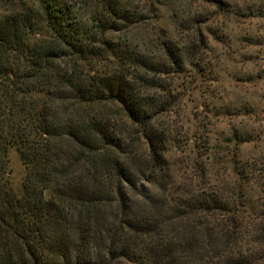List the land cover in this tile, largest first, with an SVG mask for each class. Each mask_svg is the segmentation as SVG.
<instances>
[{
    "label": "trees",
    "instance_id": "1",
    "mask_svg": "<svg viewBox=\"0 0 264 264\" xmlns=\"http://www.w3.org/2000/svg\"><path fill=\"white\" fill-rule=\"evenodd\" d=\"M0 7V264H260L248 245L264 247V225L253 241L245 229L253 176L177 168L184 142L166 118L185 62L169 40L159 54L128 42L143 12L119 0L88 18L68 0Z\"/></svg>",
    "mask_w": 264,
    "mask_h": 264
},
{
    "label": "rangeland",
    "instance_id": "2",
    "mask_svg": "<svg viewBox=\"0 0 264 264\" xmlns=\"http://www.w3.org/2000/svg\"><path fill=\"white\" fill-rule=\"evenodd\" d=\"M68 1L87 18L101 2ZM119 1L146 19L130 27L131 45L159 54L169 40L183 56L185 71L175 78L181 104L166 118L184 142L175 157L180 174L198 163H214L229 179H239L241 168L253 176L243 184L249 212L245 229L253 241L264 225V0ZM10 169L20 191L25 170L16 150ZM248 247L259 251L257 260L264 264V247L254 242Z\"/></svg>",
    "mask_w": 264,
    "mask_h": 264
}]
</instances>
